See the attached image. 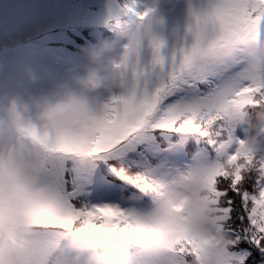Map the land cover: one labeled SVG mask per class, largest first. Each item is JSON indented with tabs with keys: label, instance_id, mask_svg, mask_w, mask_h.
Returning a JSON list of instances; mask_svg holds the SVG:
<instances>
[{
	"label": "snow or ice",
	"instance_id": "6c2138e0",
	"mask_svg": "<svg viewBox=\"0 0 264 264\" xmlns=\"http://www.w3.org/2000/svg\"><path fill=\"white\" fill-rule=\"evenodd\" d=\"M186 3L189 25L194 22L214 36L220 34L207 49L186 44L168 55L160 35V40L153 41L150 70L148 51L144 45L138 46L132 53L139 81L134 96L114 97L76 136L53 137L29 122L18 132L8 159L18 166L39 160L42 178L65 210L63 220L44 226L59 230L61 236L119 238L152 245L160 235L170 234L175 243L184 245L192 241L183 235L181 217L168 224L151 217L157 199L186 171L160 179L140 163L139 153L143 138L155 131L197 136L206 156L187 170L201 176L221 215L222 230L230 237L222 247L219 264H264V161L254 160L226 122L231 110L257 105V96L264 98V0ZM120 8L126 16L136 17V22L145 19L146 13L137 10V0H125ZM162 23L156 19L150 29L159 33L156 27ZM221 44L232 49L228 59L202 58L205 51L215 53ZM141 66L145 67L143 75ZM82 145L88 147L87 160L107 163L125 182L123 191L116 192L119 202L91 203L79 198L83 189L71 185L69 167ZM4 152L0 148V163ZM195 255L199 258L198 250Z\"/></svg>",
	"mask_w": 264,
	"mask_h": 264
},
{
	"label": "clouds",
	"instance_id": "9594fccd",
	"mask_svg": "<svg viewBox=\"0 0 264 264\" xmlns=\"http://www.w3.org/2000/svg\"><path fill=\"white\" fill-rule=\"evenodd\" d=\"M178 2L143 0V21L123 27L110 38L82 46L79 51L83 63L66 69L65 76L49 88L33 93L16 84L0 95V148L5 150L0 163V264H219L222 247L230 237L222 230L221 215L199 174L186 170L183 178H175L166 194L157 199L151 217L164 224L181 217L183 235L191 244L175 243L170 234L160 235L152 245L119 238L90 239L86 240V251L69 254L50 235L59 234V230L44 226L63 220L65 210L55 202L50 185L42 178L39 160L18 166L9 162L7 154L18 132L29 122L53 137L76 136L86 122L103 113L104 106L97 107L100 92L112 91L120 99L134 96L139 81L132 53L144 45L148 51L146 64L150 70L153 68V41L161 39L150 29L156 20L154 13L161 6ZM219 35L186 22L179 43L169 47L164 39V44L167 54L173 55L186 44L207 49ZM231 54V47L221 44L218 51H205L202 58L214 56L222 61ZM144 71L141 66L140 74ZM24 79L32 85L38 78L26 68ZM256 100L257 105L231 110L226 122L242 132L244 147L259 162L264 161V98L257 96ZM87 152L86 145L80 146L72 161L84 165ZM225 166L228 167L226 162Z\"/></svg>",
	"mask_w": 264,
	"mask_h": 264
},
{
	"label": "rangeland",
	"instance_id": "374dc122",
	"mask_svg": "<svg viewBox=\"0 0 264 264\" xmlns=\"http://www.w3.org/2000/svg\"><path fill=\"white\" fill-rule=\"evenodd\" d=\"M137 8L142 11L143 0H137ZM154 16L163 22L156 30L167 45L178 44L187 22L186 0L161 6ZM127 19L117 0H0V95L16 84L33 93L49 88L65 76L66 69L83 63L79 51L82 46L103 39V28L112 36L127 25ZM133 19L136 22V17L131 16L130 20ZM26 68L37 76L35 84L29 85L24 79ZM114 97L112 91L100 92L97 107L111 104ZM232 133L241 140L240 130L232 129ZM192 140L196 145L193 155L186 152ZM142 143L140 163L160 179L195 167L206 156V149L197 136L155 131L146 135ZM111 171L107 163L87 160L84 165L70 164L69 180L74 183L72 186L83 189L80 196L88 202L115 203L119 202L116 192L123 191L121 186L125 183L113 185L110 179L116 175ZM51 235L69 254L86 251L87 242L82 238Z\"/></svg>",
	"mask_w": 264,
	"mask_h": 264
},
{
	"label": "trees",
	"instance_id": "16d2710c",
	"mask_svg": "<svg viewBox=\"0 0 264 264\" xmlns=\"http://www.w3.org/2000/svg\"><path fill=\"white\" fill-rule=\"evenodd\" d=\"M118 2H119V4L121 5L122 3H124L125 2V0H117ZM127 2H129V3H131V0H127ZM138 9V8H137ZM135 18V17H134ZM131 19V15H128V19H127V25H133V24H135L136 22H134V19L131 21L130 20ZM125 27V26H124ZM122 29V28H121ZM108 29H104L103 28V30H102V33H103V35H102V37L101 38H110L111 37V33H108ZM92 39V38H91ZM90 39V40H91ZM160 141H162V140H160ZM162 145H165L164 144V142L162 141ZM196 151V145H195V143H194V141L192 140V141H189L188 142V146H187V151L186 152H188V153H190L191 155H193L194 154V152ZM100 165L102 166V168H103V170H105L106 171V167H105V165L103 164V163H100ZM112 172V171H111ZM112 173H114V172H112ZM114 175H115V173H114ZM110 181H112V183H113V185L115 184V185H120V184H122L123 183V181L122 180H120V178L119 177H117L116 176V178H114V177H111V179H110ZM70 182H71V184H74V183H72V181L70 180ZM125 183V182H124ZM110 185H112L111 183H109V186ZM80 199H82V200H84V201H86V202H88L86 199H84V198H81V196L79 197ZM256 259L257 260H259V256L257 255L256 256Z\"/></svg>",
	"mask_w": 264,
	"mask_h": 264
}]
</instances>
